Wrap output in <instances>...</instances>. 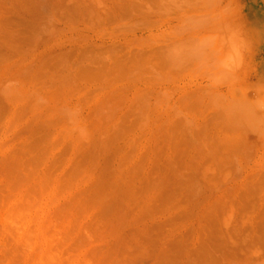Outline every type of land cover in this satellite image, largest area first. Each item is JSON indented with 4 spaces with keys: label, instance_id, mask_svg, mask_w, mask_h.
Segmentation results:
<instances>
[{
    "label": "rangeland",
    "instance_id": "rangeland-1",
    "mask_svg": "<svg viewBox=\"0 0 264 264\" xmlns=\"http://www.w3.org/2000/svg\"><path fill=\"white\" fill-rule=\"evenodd\" d=\"M0 264H264V0H0Z\"/></svg>",
    "mask_w": 264,
    "mask_h": 264
}]
</instances>
